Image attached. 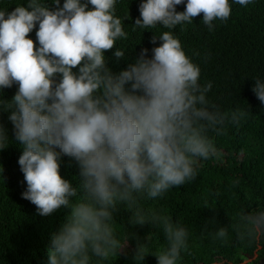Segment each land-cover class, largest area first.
Returning <instances> with one entry per match:
<instances>
[{"label":"clouds","instance_id":"1","mask_svg":"<svg viewBox=\"0 0 264 264\" xmlns=\"http://www.w3.org/2000/svg\"><path fill=\"white\" fill-rule=\"evenodd\" d=\"M233 2L247 6L253 0ZM52 3L55 8L46 0H27L12 11L0 8V91L18 84L10 101L0 100V110L10 111L23 148L18 163L27 188L21 195L42 216L70 208L51 237L47 264H110L128 240L114 219L121 205L130 210L133 225L162 224L168 243L155 253L158 264H179L188 230L147 211L141 200L193 180L198 160L215 153L207 133L219 131L227 117L209 109L212 82H198L199 66L172 31L159 34L151 57L144 48L135 63L113 74L105 50L128 36L116 15L117 0ZM184 3L141 0L133 25L174 29L203 13L211 30L214 20L226 21L232 11L229 0H186L185 10L177 11ZM37 22L38 47L28 35ZM114 55L125 51L116 48ZM255 81L253 91L264 103V79ZM9 142L0 124V150ZM63 155L79 164L82 194L60 174ZM237 228L248 236L264 234V209L242 214ZM227 237L221 227L213 238ZM145 254L146 245L138 244L136 256L143 260Z\"/></svg>","mask_w":264,"mask_h":264},{"label":"trees","instance_id":"2","mask_svg":"<svg viewBox=\"0 0 264 264\" xmlns=\"http://www.w3.org/2000/svg\"><path fill=\"white\" fill-rule=\"evenodd\" d=\"M229 2L230 17L214 20L211 30L202 20L203 13L174 29L158 24L143 30L133 25L140 17L141 0H117L116 15L128 36L105 50L107 66L113 74H119L135 63L142 49L147 48L151 57V50L161 43L159 34L172 31L186 55L199 66L198 82H212L206 94L209 109L227 117L223 125H217L219 131L208 130L216 151L208 159L198 160L193 180L173 186L159 197L141 200L147 211L170 218L188 230L187 247L181 252L179 264H260L264 260V234L248 236L237 228L242 214L264 209V103L253 91L255 78L264 79V0H253L247 6ZM19 3L27 6V0H0V8L12 11ZM46 3L56 7L52 0ZM176 7L184 11L186 0ZM38 27L37 22L28 34L37 47ZM153 37L157 38L155 44ZM116 48L124 49L125 55L115 57ZM56 78L58 81L59 74ZM17 90L18 84L3 89L0 100L10 101ZM233 113L243 115L234 121ZM9 114L0 110V124L10 141L0 150V264H47L51 237L70 208L61 206L51 215L42 216L35 204L22 197L27 188L18 163L23 148L15 139ZM60 174L82 194L80 168L74 158L62 156ZM130 216L123 205L114 214L121 237L128 240L110 264H158L155 253L168 243L162 224L133 225ZM221 227L227 229L228 237L214 239ZM140 243L146 245L143 260L136 256Z\"/></svg>","mask_w":264,"mask_h":264},{"label":"flooded vegetation","instance_id":"3","mask_svg":"<svg viewBox=\"0 0 264 264\" xmlns=\"http://www.w3.org/2000/svg\"><path fill=\"white\" fill-rule=\"evenodd\" d=\"M253 258H255V257H253ZM253 258H252V259H253ZM252 259H251V260H252ZM260 264H264V260L261 259V263H260Z\"/></svg>","mask_w":264,"mask_h":264}]
</instances>
